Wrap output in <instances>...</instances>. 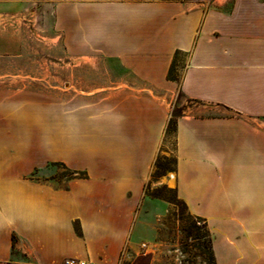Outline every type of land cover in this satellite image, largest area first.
<instances>
[{
	"label": "crops",
	"instance_id": "obj_1",
	"mask_svg": "<svg viewBox=\"0 0 264 264\" xmlns=\"http://www.w3.org/2000/svg\"><path fill=\"white\" fill-rule=\"evenodd\" d=\"M30 1L0 0V12ZM43 1L68 56L115 61L120 73L69 65L55 112L18 102L1 113L0 264H117L178 92L230 115L177 118L164 182L206 222L215 264H264V0H232L229 11L179 0ZM176 54L184 61L172 81ZM55 163L86 177L65 187L30 178ZM12 236L28 262L12 259Z\"/></svg>",
	"mask_w": 264,
	"mask_h": 264
},
{
	"label": "rangeland",
	"instance_id": "obj_2",
	"mask_svg": "<svg viewBox=\"0 0 264 264\" xmlns=\"http://www.w3.org/2000/svg\"><path fill=\"white\" fill-rule=\"evenodd\" d=\"M179 1L194 7L200 5L205 9L223 11H229L232 2L226 0L219 5L214 0ZM10 42L17 43L15 50L0 49V115L7 112L8 106L15 107L18 102L28 103L37 110L47 106L49 112H55L57 92L72 80L69 65H106L120 73L115 61H80L68 56L62 42L54 36L51 6L43 0H32L14 11L0 12V46H7ZM183 61V56L177 54L176 68L171 77L178 81ZM201 106L178 92L170 105L171 121L175 120L173 116L193 112L207 116L230 115L222 108L203 109ZM173 148L174 135L168 131L158 156L168 159L169 168H173L174 159L166 153ZM159 173L153 167L152 177ZM171 173L151 178L147 184L135 216L130 242L117 264H215L203 228L204 223L207 226L206 222L191 215L186 204L177 197L174 185L164 182V177ZM70 177L71 171L59 163L50 164L33 176L37 180L52 181L60 187H65ZM12 259L25 261L23 255L16 251Z\"/></svg>",
	"mask_w": 264,
	"mask_h": 264
},
{
	"label": "trees",
	"instance_id": "obj_3",
	"mask_svg": "<svg viewBox=\"0 0 264 264\" xmlns=\"http://www.w3.org/2000/svg\"><path fill=\"white\" fill-rule=\"evenodd\" d=\"M176 55L174 56V60H173L172 65H171V67H170V69L168 71V74H167L168 80H172V81H178L177 79L171 77L172 71L176 67L175 66V58H176ZM173 117L175 118V120H174V122H172L171 121L172 116L170 117V119L168 121V124H167V127L165 129V134L168 131L171 132L173 135L175 133L176 120L180 116H176V117L173 116ZM169 128H171V130H169ZM173 159H174L173 168H169L167 166L168 159L166 157H160V156H158L157 159H156V161H155V163H154V167L156 168V170L160 171V173L157 176H155V177H152L151 176V178L157 179L158 177L164 175L166 172H171V171L174 172V169H175V158L173 157ZM70 171H71V177H70V179H73V178H85L86 177V174L84 172L74 171V170H70ZM33 176H34V173L31 174L30 178L33 179ZM145 189H146V187H145ZM196 219H201V218L196 217ZM203 228L206 230L205 237H206L207 242H208V246H209V250H210V255L213 258V254H212V250H211V236L209 234V231L207 230V226L205 225V223L203 224ZM15 241H16L15 237L12 236V248L13 249L15 248ZM13 252H15V249H14ZM13 252H12V254H13ZM23 257L25 258V261L28 262V257L26 255H23ZM213 260H214V258H213Z\"/></svg>",
	"mask_w": 264,
	"mask_h": 264
},
{
	"label": "built area",
	"instance_id": "obj_4",
	"mask_svg": "<svg viewBox=\"0 0 264 264\" xmlns=\"http://www.w3.org/2000/svg\"><path fill=\"white\" fill-rule=\"evenodd\" d=\"M142 246H144V245H142ZM63 264H88V263L85 261H82V260L67 259L64 261Z\"/></svg>",
	"mask_w": 264,
	"mask_h": 264
}]
</instances>
